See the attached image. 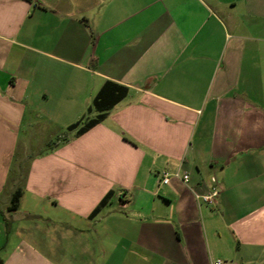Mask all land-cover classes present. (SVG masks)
Returning <instances> with one entry per match:
<instances>
[{"label":"crops","instance_id":"obj_1","mask_svg":"<svg viewBox=\"0 0 264 264\" xmlns=\"http://www.w3.org/2000/svg\"><path fill=\"white\" fill-rule=\"evenodd\" d=\"M0 257L264 264V0H0Z\"/></svg>","mask_w":264,"mask_h":264},{"label":"trees","instance_id":"obj_2","mask_svg":"<svg viewBox=\"0 0 264 264\" xmlns=\"http://www.w3.org/2000/svg\"><path fill=\"white\" fill-rule=\"evenodd\" d=\"M125 94H126V89L124 87L108 82L97 95L94 106L97 109H100L102 112H105L109 110L113 105H115V103L123 99L125 97ZM103 117L104 114H100L96 119L90 120L81 128V131L86 130L91 126L95 125L97 122L102 120ZM78 125L79 124L71 126L69 130L78 127ZM21 195H22L21 190H17L14 192L9 206L10 212H14L18 209ZM103 203L104 202H102L101 205H103ZM0 264H3V260L1 257H0Z\"/></svg>","mask_w":264,"mask_h":264},{"label":"built area","instance_id":"obj_3","mask_svg":"<svg viewBox=\"0 0 264 264\" xmlns=\"http://www.w3.org/2000/svg\"><path fill=\"white\" fill-rule=\"evenodd\" d=\"M176 177H179L183 180V182L187 183L189 181V174L184 173L182 175L179 172L174 173ZM171 173L169 171L162 172V180L163 184H167L170 180ZM220 195V190L217 187L216 180L214 178L211 179V186L209 193L205 195L196 194V199L199 204H211L217 200V197ZM213 264H223L222 260H217Z\"/></svg>","mask_w":264,"mask_h":264},{"label":"rangeland","instance_id":"obj_4","mask_svg":"<svg viewBox=\"0 0 264 264\" xmlns=\"http://www.w3.org/2000/svg\"><path fill=\"white\" fill-rule=\"evenodd\" d=\"M39 148H40V146H37V147L34 148V150H35V151H36V150H39ZM40 149H42V147H41Z\"/></svg>","mask_w":264,"mask_h":264}]
</instances>
